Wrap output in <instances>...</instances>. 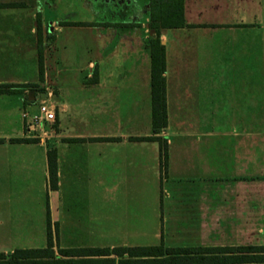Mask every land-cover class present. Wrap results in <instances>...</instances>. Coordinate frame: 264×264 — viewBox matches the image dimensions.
<instances>
[{
  "label": "crops",
  "instance_id": "obj_1",
  "mask_svg": "<svg viewBox=\"0 0 264 264\" xmlns=\"http://www.w3.org/2000/svg\"><path fill=\"white\" fill-rule=\"evenodd\" d=\"M183 19L159 30L166 124L154 132L150 0H0V84H34L0 93L8 237H49L59 257L60 249L215 247L220 215L250 223L264 214L261 198L251 199V175L264 173V0H183ZM45 22L49 54L36 35ZM72 43L86 72L50 74L48 56L59 67L77 56ZM42 91L56 95L47 140L26 136L21 115L35 111ZM147 205L160 212L142 216ZM172 237L185 240L173 246Z\"/></svg>",
  "mask_w": 264,
  "mask_h": 264
},
{
  "label": "trees",
  "instance_id": "obj_2",
  "mask_svg": "<svg viewBox=\"0 0 264 264\" xmlns=\"http://www.w3.org/2000/svg\"><path fill=\"white\" fill-rule=\"evenodd\" d=\"M183 22V0H150L149 23L156 30V36L150 41L151 123L154 132L166 124L164 50L158 38L159 30L164 27L181 26ZM33 87V83H1L0 93H18ZM138 139H157V137H139ZM47 157L50 182L55 184L56 151L48 150ZM59 254L60 257L54 255L52 239L48 237L44 247L15 248L9 253L0 252V264H234L264 262V244L215 247H166L163 244L116 246L113 248L60 249Z\"/></svg>",
  "mask_w": 264,
  "mask_h": 264
},
{
  "label": "rangeland",
  "instance_id": "obj_3",
  "mask_svg": "<svg viewBox=\"0 0 264 264\" xmlns=\"http://www.w3.org/2000/svg\"><path fill=\"white\" fill-rule=\"evenodd\" d=\"M38 21V20H37ZM40 24V22L38 23ZM48 23H44L42 26L41 30H39V25L37 27L36 35L38 38L42 37V50L47 51L48 54L49 52V43H50V32L48 31ZM77 46H74L73 43L68 48V53L69 55H74L77 54L76 57H73V59H70V61L66 62L65 60H62V62L59 63V67L55 65V62L52 61L51 56H48V63L50 68V74L52 71H54V68H59V71L61 73V76L66 75L68 72H72L75 77L78 75L82 74L83 72H86L83 70V63L82 59L83 56L79 57V52L76 49ZM39 48V47H38ZM67 53V50L65 51ZM83 55V53H82ZM79 58V59H78ZM43 87L45 88L47 84H43ZM49 85L48 89L49 90ZM33 110H36L37 104L33 105ZM3 170L0 169V252L6 251V253H9L10 250L15 249V248H21V247H27V246H44L46 245L45 239H29V238H16V237H8V234L12 233L9 231V229L6 227L7 222H6V214L4 212V201L5 199V191H4V183H3ZM223 173H220V177H222ZM251 184H252V190H251V199H252V204L253 202H256L257 199H260L261 201L264 202V186L263 188L261 185H264V173L263 174H258V173H252L251 175ZM222 191H220V194ZM221 203V202H220ZM254 209H258V206L254 205L252 206ZM152 209L154 210V215L157 212H160L157 206H151L147 205L145 206L144 210L145 213L144 215L141 214L142 216H147L150 217L152 213ZM221 209V206H220ZM264 210V209H263ZM223 214V213H220ZM4 222H6L4 224ZM220 232H219V246H224V245H242V244H264V214L258 216L252 214L251 216V222L248 223L246 221L244 222H232V221H224L220 215ZM233 229V230H232ZM91 242L95 243H110V242H120L123 239H114V238H106V239H90ZM128 240H136L137 242H159L158 238L155 239H144V238H139V239H128ZM168 244H172L173 246H180L182 242H184L185 238H180V237H172V238H166L165 239ZM171 245V246H172Z\"/></svg>",
  "mask_w": 264,
  "mask_h": 264
},
{
  "label": "built area",
  "instance_id": "obj_4",
  "mask_svg": "<svg viewBox=\"0 0 264 264\" xmlns=\"http://www.w3.org/2000/svg\"><path fill=\"white\" fill-rule=\"evenodd\" d=\"M21 115L26 136L47 140L55 133L56 104L50 96L40 98L35 111L24 109Z\"/></svg>",
  "mask_w": 264,
  "mask_h": 264
},
{
  "label": "water",
  "instance_id": "obj_5",
  "mask_svg": "<svg viewBox=\"0 0 264 264\" xmlns=\"http://www.w3.org/2000/svg\"><path fill=\"white\" fill-rule=\"evenodd\" d=\"M34 93H33V91L32 90H30V91H28V99L29 100H32L33 99V97H34V95H33ZM48 96H50L52 99H55L56 100V95L55 94H51V93H49L48 91H42L41 93H40V97L41 98H46V97H48Z\"/></svg>",
  "mask_w": 264,
  "mask_h": 264
}]
</instances>
